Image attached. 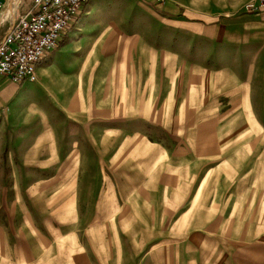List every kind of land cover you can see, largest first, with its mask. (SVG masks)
Listing matches in <instances>:
<instances>
[{
	"label": "rangeland",
	"instance_id": "374dc122",
	"mask_svg": "<svg viewBox=\"0 0 264 264\" xmlns=\"http://www.w3.org/2000/svg\"><path fill=\"white\" fill-rule=\"evenodd\" d=\"M15 1L10 6L11 10L15 8ZM29 1L32 0H24L21 12L28 11ZM96 1H99V6L92 12L112 16L120 31L128 35L139 34L143 38V45L150 42L155 47L163 45L173 51L181 46L185 52L171 59L172 69L168 71L163 67L162 71L156 68L154 62L143 65L148 62L147 58V61H143V56L130 53V45H121L120 48L125 46V49L120 54H125L130 60L133 58L129 60L130 71L126 72L124 87L115 84L112 71L119 52L112 42L100 39L109 30V25L95 22L91 29H85L79 36L80 50L73 49L74 52L63 62L65 71L62 78L66 86L59 87L61 97L77 89L73 84L87 63L83 76V83L87 86L83 89L93 99L113 97L111 94L116 90L124 109L131 106L132 90L135 88L141 101L143 97L152 101L149 119L137 118L127 132L120 127L119 157L114 167L109 164L116 152L111 150L112 144H116V136L103 137L104 187L112 183V169L121 182L127 184V180H132L141 166H147L150 174L144 179L138 175L136 178L150 185L143 193H134L141 198L144 194L149 195L151 206L156 208L151 216L153 230L145 233H151V237L163 235L165 241L167 238L186 239L191 230L203 229L221 240L220 246L209 240L200 251L207 262H198L199 250L189 248L183 254L186 261L164 262L166 257L163 264H252L247 257L251 258L253 253L247 249L264 246V36L253 31L251 21L254 22L255 17L246 14L261 11L246 9L245 5L251 0H246L244 6L235 12L216 11L207 16L197 15L211 9L207 5L184 7L177 0ZM241 15L251 19L246 22L248 25L242 32L244 39L238 40L240 26L243 25L236 24ZM192 26L197 28L193 29ZM3 32L5 34L0 26V36ZM153 32H159L163 39L150 38ZM179 33L184 36L176 37ZM236 41L243 43L242 50L231 46ZM242 61L247 64V70L240 69ZM92 62L93 68L88 65ZM186 63L195 65L193 73L198 76L196 79L187 75L189 70ZM180 65L185 66L183 73H180ZM208 71L212 76L206 78L204 74ZM51 73L54 74V70ZM147 82L149 87L145 90ZM239 85L245 90L240 102L244 112L238 110L240 105L233 102L230 93L231 88ZM27 86L28 81L20 89L24 97L33 95ZM130 110L131 107L126 108L125 112ZM203 112L215 113L223 118L219 120L220 132L214 139L216 145L219 143L222 147L221 152H209L203 144L200 145L203 149L200 148L197 154L191 152L199 146L198 139H195L197 126L194 119ZM258 138L260 144L258 142L256 150L248 151L244 157L238 155L237 150L241 146L251 144ZM146 145L151 147L145 148ZM129 183L133 184L131 181ZM141 183H135L136 190L129 189L130 194L139 190ZM187 213L189 216L185 218ZM181 216L185 218V225L181 231H176L172 228ZM161 224L163 230H159ZM208 227L212 230H208ZM224 227L229 229L226 235L223 233ZM129 233L132 238L129 240L136 244L134 235L131 231ZM135 237L138 238V234ZM155 239L152 238L153 244L156 243ZM222 248L224 258L216 259ZM92 258L88 257L91 264H100Z\"/></svg>",
	"mask_w": 264,
	"mask_h": 264
},
{
	"label": "crops",
	"instance_id": "0c3cea01",
	"mask_svg": "<svg viewBox=\"0 0 264 264\" xmlns=\"http://www.w3.org/2000/svg\"><path fill=\"white\" fill-rule=\"evenodd\" d=\"M14 1L0 0V26L5 32L14 16L23 13L21 7L24 6V0H16L13 10L1 6V3L5 2L4 5H7ZM177 1L184 7H210L207 12H198L197 15L202 16L216 11L235 12L246 3V0ZM98 6L99 1L96 0H89L85 4L81 15L63 36L59 46L38 64L35 80H26L20 84L8 80L0 81V264H89L88 257L95 258L92 259L100 264H163L166 257L164 262L186 261L183 254L189 248L199 250L198 262H207L206 256L201 255L200 251L209 240H213L216 246H220L221 242L213 237L212 232L193 229L186 235V239L167 238L165 241L163 235L151 237V233H145L153 230L151 216L156 208L151 206L149 195L144 194L141 198L135 194L143 193L150 185L141 181V178H136L138 175L144 179L150 174L147 166H141V170L132 180L128 179L127 184L121 182L112 169V183L109 182L108 187H104L103 137L116 136V144H110L111 150L116 151L109 164L114 167V162L119 157L120 127L124 129L123 132H127V128L137 118L149 119L151 99L146 100L143 97L141 101L137 89L134 88L131 110L128 112L125 110L130 107L123 109L116 90L111 94L113 97L107 96L110 100L93 99L83 89L87 86L83 83L87 63L80 74L76 75L78 79L73 86L77 89H72L63 97L59 95V87L66 86L62 78L65 71L63 62L74 52L73 49L80 50L79 36L85 29H91L95 22L108 23L109 30L100 39L112 42L119 52L112 69L115 84L126 86L125 75L130 71V61L133 60L120 54L124 53L125 46L130 45V53L143 56V61L148 59L143 65L154 62L156 68L162 71L163 67L168 71L172 69L171 59H175L179 53H185L181 46L173 51L163 45L155 47L150 42L143 45V38L139 34L128 35L120 31L112 16L92 12ZM246 15L255 17V21H251L253 31L264 36V10ZM246 15H241L239 21L237 20L236 25H243L240 26L242 28L238 32V40L244 39L242 32L248 25L246 22L251 19ZM187 22L190 21L187 19ZM183 36V33L176 35L178 38ZM159 37L163 39L159 32H153L150 36L156 39ZM102 45L106 46L104 43ZM121 45L125 46L120 48ZM231 46L242 50L243 43L236 41ZM93 64L94 62L88 63L92 68ZM246 65L242 61L239 67L247 70ZM194 66L187 65V75L191 79L198 77L193 73ZM183 67L185 66H179L180 73H183ZM53 70L54 74L51 73ZM209 72L204 74L206 78L212 76ZM245 78L246 76L243 80ZM27 81V89L33 95L24 97L20 89ZM148 87L149 82L145 90ZM244 91L242 85L231 88L230 93L235 104L240 105L243 101ZM238 110L244 112L241 105ZM222 119V116L210 112H203L194 119L197 126L195 139H198L199 146H193L195 149L191 151L192 154L199 152L201 144L209 152L222 151L219 143L216 145L214 141L220 132L218 125ZM252 132L253 130L249 136ZM259 140L260 138L241 146L237 150L238 155L244 157L248 151L256 150ZM148 147L151 145L145 146ZM137 182H142L140 189L130 194L136 190ZM188 216L189 213L185 218ZM185 218L181 216L172 229L181 231ZM159 230H163V224ZM208 230L212 229L208 227ZM228 230L224 227L223 233L228 234ZM130 231L134 235L133 240L137 241L136 244L129 240L132 239ZM137 234L138 238L135 237ZM154 237L155 244L152 240ZM223 250L222 248L218 251L216 259L224 258ZM247 250L254 254L251 258L247 257L252 264H264V246H251Z\"/></svg>",
	"mask_w": 264,
	"mask_h": 264
},
{
	"label": "built area",
	"instance_id": "2783aa9c",
	"mask_svg": "<svg viewBox=\"0 0 264 264\" xmlns=\"http://www.w3.org/2000/svg\"><path fill=\"white\" fill-rule=\"evenodd\" d=\"M88 1L32 0L27 12L14 16L0 40V81L35 80L38 64L59 46ZM4 3L1 6L9 10L11 4ZM245 7L264 10V0H251Z\"/></svg>",
	"mask_w": 264,
	"mask_h": 264
},
{
	"label": "bare ground",
	"instance_id": "6f19581e",
	"mask_svg": "<svg viewBox=\"0 0 264 264\" xmlns=\"http://www.w3.org/2000/svg\"><path fill=\"white\" fill-rule=\"evenodd\" d=\"M15 6V5H14ZM12 7V6H11Z\"/></svg>",
	"mask_w": 264,
	"mask_h": 264
}]
</instances>
